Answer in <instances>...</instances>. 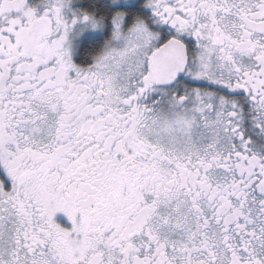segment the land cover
<instances>
[{
  "label": "snow or ice",
  "instance_id": "6c2138e0",
  "mask_svg": "<svg viewBox=\"0 0 264 264\" xmlns=\"http://www.w3.org/2000/svg\"><path fill=\"white\" fill-rule=\"evenodd\" d=\"M0 264H264V0H0Z\"/></svg>",
  "mask_w": 264,
  "mask_h": 264
}]
</instances>
